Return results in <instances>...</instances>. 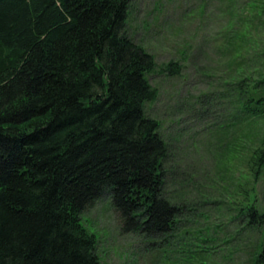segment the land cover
Here are the masks:
<instances>
[{
  "label": "trees",
  "instance_id": "obj_1",
  "mask_svg": "<svg viewBox=\"0 0 264 264\" xmlns=\"http://www.w3.org/2000/svg\"><path fill=\"white\" fill-rule=\"evenodd\" d=\"M129 3L0 0V264H100L81 216L105 194L121 233L161 245L174 232L181 208L164 193L167 145L144 111L156 65L127 34ZM259 4L250 9L261 16ZM238 79V122H264V66ZM261 134L249 138L255 176ZM244 202L238 218L261 227L264 211ZM254 264H264V244Z\"/></svg>",
  "mask_w": 264,
  "mask_h": 264
},
{
  "label": "rangeland",
  "instance_id": "obj_2",
  "mask_svg": "<svg viewBox=\"0 0 264 264\" xmlns=\"http://www.w3.org/2000/svg\"><path fill=\"white\" fill-rule=\"evenodd\" d=\"M251 1L264 2L130 0L127 34L156 65L147 77L156 99L144 111L167 145L164 193L181 213L158 245L160 237L121 233L103 195L81 216L100 264H254L264 224L238 217L244 201L264 211V173L254 175L249 141L264 122L239 123L235 93L238 78L264 66V15ZM171 62L176 75L164 69Z\"/></svg>",
  "mask_w": 264,
  "mask_h": 264
}]
</instances>
